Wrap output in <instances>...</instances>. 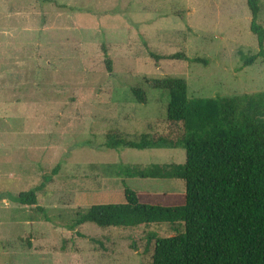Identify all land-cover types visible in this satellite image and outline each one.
Segmentation results:
<instances>
[{
	"label": "rangeland",
	"instance_id": "374dc122",
	"mask_svg": "<svg viewBox=\"0 0 264 264\" xmlns=\"http://www.w3.org/2000/svg\"><path fill=\"white\" fill-rule=\"evenodd\" d=\"M250 22L247 0H0V264H150L155 239L174 233L168 223L69 225L93 204L123 202L125 184L150 201L181 197L182 179L121 177L107 165L183 163L186 153L105 148L106 131L163 128L167 93L145 78H184L198 98L264 91V59L243 66L259 51ZM148 49L206 62L156 61ZM58 163L36 205L14 200Z\"/></svg>",
	"mask_w": 264,
	"mask_h": 264
},
{
	"label": "trees",
	"instance_id": "16d2710c",
	"mask_svg": "<svg viewBox=\"0 0 264 264\" xmlns=\"http://www.w3.org/2000/svg\"><path fill=\"white\" fill-rule=\"evenodd\" d=\"M247 4L251 12L250 29L257 37L259 51L243 57V66L260 57L264 59L260 0H247ZM148 53L156 61H204L181 51L161 55L148 49ZM105 61L108 70H112L106 49ZM144 80L148 88L167 93L163 128L133 133L111 128L106 131L104 147L183 148L185 161L145 167L117 163L107 168L121 177L182 179L185 193L181 197L163 195L150 201L147 195L125 184L123 202L96 203L80 210L69 228L86 222L103 228L168 223L174 233L155 239L150 264H264V91L198 98L189 97L184 78ZM131 90L139 103L147 102L143 88ZM60 166L58 163L39 185L20 192L14 200L36 205L37 191L51 181Z\"/></svg>",
	"mask_w": 264,
	"mask_h": 264
}]
</instances>
